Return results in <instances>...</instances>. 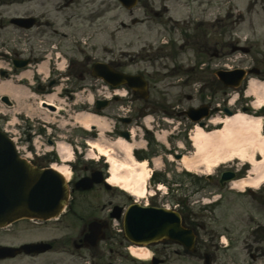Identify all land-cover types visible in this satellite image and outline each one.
I'll return each mask as SVG.
<instances>
[{
    "label": "flooded vegetation",
    "instance_id": "obj_1",
    "mask_svg": "<svg viewBox=\"0 0 264 264\" xmlns=\"http://www.w3.org/2000/svg\"><path fill=\"white\" fill-rule=\"evenodd\" d=\"M173 1L181 12H186L185 18L175 19L166 5L167 0L159 3L145 0L141 8L127 11L131 16L130 25L123 27L122 24L125 30L140 27L145 29L143 32L154 33L160 43L159 48L145 45L142 49L148 56L158 57L161 68L170 75L186 71L188 65L183 57H196L199 52L209 54L212 51L209 36L212 23L208 19L212 4L208 0H200L203 9L198 13L192 7L198 0ZM112 8L110 0H0V82L12 79L13 83L18 82L39 92L40 98H58L62 94L65 101L70 102L69 109L60 116L50 121L35 120L37 116H34L33 125L28 126L25 122L19 129L23 134L33 132V137L29 135V139H33V164L45 168L52 163L67 162L74 174L71 178L73 185L97 172L103 173L100 177L107 176L101 164H83L88 154L87 138L93 137L85 133L72 112L76 114L82 109L80 102L85 98V92L99 91L103 87L102 80L95 78L93 71L95 65L101 62V21ZM18 19H25V22ZM137 38L140 40L142 37L138 35ZM193 67L190 71L195 72L196 64ZM26 73H30V76H26ZM165 79L167 77L164 76L161 80L164 87L168 85L164 84ZM188 99L192 100L191 97ZM147 104L145 112L157 104L161 107L162 99ZM164 112L168 111L164 109ZM0 126L8 127L5 118L0 119ZM45 129L50 130V136ZM8 130L23 137L20 130L10 127ZM60 139L72 146L74 161H68L56 153ZM101 187L98 185L90 192L73 193L69 209L52 224L23 221L0 228V249L19 250L0 253V264H106L105 259L109 260L107 264H115L112 260L124 256L126 252L117 248L118 238L111 230L115 206L110 202L109 206L101 208L91 196ZM253 209L264 210V201L257 202ZM253 221L250 217L247 222ZM92 222L104 229L103 242L97 246L85 241ZM68 224H74V232L57 236L61 228L69 229ZM251 239L249 250L257 252L252 258H264V227L259 225V231L253 233ZM37 243L45 246L43 251L28 252L23 249Z\"/></svg>",
    "mask_w": 264,
    "mask_h": 264
},
{
    "label": "rangeland",
    "instance_id": "obj_2",
    "mask_svg": "<svg viewBox=\"0 0 264 264\" xmlns=\"http://www.w3.org/2000/svg\"><path fill=\"white\" fill-rule=\"evenodd\" d=\"M158 2V0H156ZM256 0H212L213 2V13H214V18L218 15L220 16H224V15H229V19L221 25H218L217 27H215L212 31V38L213 41L215 40H221V42H223V46H225L224 49V54H227L228 56L226 57H221V58H217L214 59L212 61V65L213 68H215L217 65H221V64H226L231 68H236L238 67V65H240V61H243V59H247L248 57H245L243 54H240L238 52L236 53H232V48L234 46H237L238 44V38L239 35L241 33V27L244 26L243 23H241L240 17H238V12L239 10L241 11H245L248 14V19L250 18H254L255 19V25L258 27L259 31H264V0H257L256 5H254ZM174 5L175 2H172ZM28 4V3H27ZM253 4V5H252ZM195 6H198V4H196ZM176 7V6H175ZM21 12H25V11H21ZM252 13V15H250ZM122 17H119V19H121ZM241 23V24H240ZM248 29L249 26H247ZM243 31V30H242ZM244 31H248L247 35H250L251 32L249 30H244ZM123 37H119L117 40L115 41H110L109 38H105L108 37V32L103 31L102 36H101V43H102V47H108L110 48V46L113 43V47L114 49L111 47L112 51H102L101 53V57L102 59H110L113 55H117L118 57H113L115 59H119V61L121 62V66L123 68H125V66H129L127 69L129 71L134 72V70L140 69V68H144L149 67L148 71L152 74H155V78H154V84H156L155 89L153 91L154 94V98H162L165 100V102L170 101V103H173L174 105H178L180 107H187L188 105H193V106H198L200 103H202V99L205 95L208 96H212V99L214 102H221L222 97L224 96L222 93H218L216 91V87L217 85L220 86V82L218 79H216L215 77L213 78V81L215 83L214 86V91L211 89L207 90L208 86L206 87V90H204L203 92H205L203 95H201L202 97H197L195 100H187V95L188 94H193L194 91V86L196 85V90L199 91L201 90L202 87V83L198 82L195 84L188 85V87L186 88H182V87H177L174 89H167L166 91H164V88H162L161 84L162 82H160V79L162 77H157V75H161L160 73H164L165 71L161 70L159 68V64L158 62L156 63V65L154 66V64H152V62H146L143 63L144 60H142L141 62L139 61V59H136L134 61H130V58L128 57H122L121 56V50L122 47L124 46L123 41L125 40H130V37L127 36V33H122ZM112 42V43H111ZM229 42V44H228ZM143 44V43H142ZM141 43L139 44H135L134 48L129 49L130 52H137L140 50V47L142 46ZM230 45L229 48L226 49V45ZM256 54V56H254V58L259 62L257 63L262 69L264 70V45L262 47V43L259 41L257 48L253 51L252 55ZM202 56V55H201ZM253 58V59H254ZM149 59V58H148ZM147 59V60H148ZM198 61L200 62L201 57H198ZM154 60V59H153ZM126 69V70H127ZM185 78V75L181 76V79ZM177 80H180V78H178ZM166 83V81H165ZM0 86H2V84H0ZM195 90V92H196ZM199 93V92H198ZM238 94L237 91H233V90H229V98L230 100L233 97H236ZM109 93L107 91H105L104 89L102 90V97L108 96ZM193 98V97H191ZM132 98H127V100H131ZM201 99V100H200ZM40 98H36L35 101H33V99H28L26 101H24L25 103L23 104V106L21 107L20 110H25L28 111L29 109L33 110H39L38 106H37V102L39 101ZM240 102H237L235 104L236 109L235 110H240L241 107L239 105ZM118 110L120 109L119 105L117 104ZM124 110L123 112H120L121 115H125L127 114V111L133 110L136 111V113L138 112L139 109L143 108V103L138 100L137 98H133V101L131 103L128 104V106H123ZM0 110H6V112H8L11 117L10 120L11 121H16L17 120V113H18V107L10 109L7 107H3L0 106ZM29 110V112L31 111ZM112 112L113 110L119 112L117 110V108H111L110 109ZM109 112V111H108ZM32 113V111H31ZM73 114V112H72ZM158 120V118H157ZM100 121H102V123L104 124L103 119H100ZM110 122H108V130H111L113 128L112 124H109ZM171 130V129H170ZM194 130V128H193ZM192 130L191 134L194 132ZM175 132V131H174ZM137 134H140V132L138 130H136ZM167 132L162 131L161 135L166 134ZM177 133V132H176ZM111 134L108 133H101V139L104 142H115L114 139H111V137L109 136ZM167 135V134H166ZM169 135V134H168ZM184 135V134H183ZM170 138V135L169 137ZM137 140L140 141V138H137ZM138 141V142H139ZM170 143L173 144V146L176 147V145H185L188 148V153L190 154L189 156H193L194 155V148L192 145V141L190 140V136H182L180 138L177 139V141L173 142L171 139H169ZM176 151H181L180 149L176 148ZM170 152H167L166 154L169 155ZM171 154V153H170ZM160 157L163 156L165 159L164 165L159 164V171L160 172H164V175L166 177V179L171 182V177L175 176V175H179V184L181 185L179 187V185H173L172 187H169V185L166 184V189L168 190V194L165 195L163 193H158L157 192V188L154 186V184H152L150 186L149 191H155L157 192V194L151 198L150 196L143 199H133L134 200H138L140 205H144L146 204V202L148 201L149 204H151L152 206L155 207H168L170 206L171 208H175L177 205V201L176 200H184L186 201V204H189V206L191 207L192 212L202 221L205 222L206 224V229L204 231V235L205 238L207 240H209L211 237H214V235H218V236H226L228 237V239H232L234 240V242L232 243L234 246L232 247V249H230V251H225L223 253L220 252L219 258H218V264H256V262L251 261V259L248 257V254L246 252V250H244V248H246L244 245V239L246 236V233H243L245 231V228L241 229V225H240V221H239V217L237 218V222L233 221V223H230L224 216V212L226 211V214L232 215V214H241V220H243V217H247L246 215L250 214V209L252 210L253 207L257 206V202L255 199L250 198V197H240V192H236V191H232L230 190L229 186H227L225 189H222L220 187V174L221 172L226 169V167L229 168H237V169H241V171L243 172V174L249 175L251 178H253L254 176H251L250 173L248 174V171L251 170V167L249 164H247L246 166H244L242 164V162L239 161H234V162H230L227 164L222 165L219 169H215L212 171V176L207 177V175H205L207 173L205 168H201L199 169V171L197 172V176H191V175H186L188 174V172L184 169V166L181 163H172L170 160H168L165 155L163 153L159 154ZM188 155V154H185ZM158 158V157H156ZM259 160H262V157L258 156ZM137 161V160H136ZM233 166V167H232ZM244 166V167H242ZM250 169V170H249ZM170 176V177H169ZM203 177V182L201 185L198 184V180L200 177ZM245 178H247L246 176H244ZM207 178H210V180H206ZM243 178V177H242ZM202 180V179H201ZM171 188V189H170ZM165 189V188H163ZM113 192H107L104 188L101 189L100 191H96L94 193L91 194L92 197H94L99 205L101 206V208H104V206H109L110 202H112V205L117 204L119 206H124V207H128L132 201L129 200L128 195L123 192L122 190H120L119 188H113ZM166 191V190H165ZM164 191V192H165ZM199 194V195H197ZM190 196L192 197V199H190ZM262 199L264 198L263 195H261ZM255 197V196H254ZM257 198L260 197L259 195L256 196ZM220 200V206H217V213L218 216L220 217V220L218 223H215L214 219L213 220H209L210 217L213 218V216L210 213V210L207 209H202L203 208V203L202 200L204 201H214V200ZM264 201V199L262 200ZM136 202V201H134ZM250 208V209H249ZM231 210V212L229 211ZM254 211H259L257 209H254ZM262 213V217H260L259 219L262 220L264 223V210ZM259 211V212H261ZM254 215H257L256 212L253 213ZM228 216V217H229ZM54 222H51L50 224H52ZM243 227L245 226V224H243ZM69 229H65V228H61L60 231H57V236H63L64 234H69L71 235L74 230L72 227H74V224H68ZM254 227V225H251V227ZM247 229V227H246ZM56 231V230H55ZM243 231V232H242ZM248 232V231H247ZM123 245L118 244V246L120 248H125L126 243H122ZM117 246V247H118ZM244 247V248H243ZM122 251H124L123 249H121ZM157 255L165 258L166 259V264H202V262L199 259L193 258L189 255H186L184 253V251L176 245L170 244V245H160L159 247L157 246ZM152 253V252H151ZM153 254V253H152ZM122 256L118 257L116 262L117 264H123V262L125 261L124 258H121ZM131 259V257H130ZM134 262L138 261L135 259H132ZM115 261V260H113ZM105 262L108 263V260H106ZM124 264H137V263H131V262H127L125 261ZM258 264H264V260L258 262Z\"/></svg>",
    "mask_w": 264,
    "mask_h": 264
},
{
    "label": "bare ground",
    "instance_id": "obj_3",
    "mask_svg": "<svg viewBox=\"0 0 264 264\" xmlns=\"http://www.w3.org/2000/svg\"><path fill=\"white\" fill-rule=\"evenodd\" d=\"M25 75H29V73ZM249 94L255 96L256 102L254 106L257 110L264 107V83L253 80ZM0 95L11 96L18 103V110L21 109L25 103L24 101L37 98L35 95L31 96L27 89L14 86L10 82L3 83L0 86ZM31 111H34L33 115H36L35 110ZM77 120L82 123L85 129H90L96 124L100 126L102 134L108 132L107 121H104L103 124L99 119L86 114H80ZM212 123L216 126L223 125V127L212 132H207L197 127L192 135L196 152L193 156H185L183 158L181 163L184 168L193 172L205 168L206 174L209 175L212 174L214 169L219 168L223 164L240 161L243 165H251L250 175L255 178L236 181L233 183V188L243 191L249 184L253 187L261 185L264 182L263 118L237 113L234 117L214 119ZM159 138L162 141H166V135L159 136ZM142 145L138 142L129 144L123 138L111 143L100 142L93 144L100 155L107 156L109 159V184L113 187H119L129 195L138 198H145L148 195V180L152 174L147 162L140 163L134 159L133 152L135 148ZM61 149L64 155H68L67 145H61ZM258 156H261L262 160H259ZM159 162H161L160 159L156 160L157 166ZM55 168L67 179L70 178V171L67 168ZM132 254L144 261H149V258L153 255L148 249L135 248H132Z\"/></svg>",
    "mask_w": 264,
    "mask_h": 264
},
{
    "label": "water",
    "instance_id": "obj_4",
    "mask_svg": "<svg viewBox=\"0 0 264 264\" xmlns=\"http://www.w3.org/2000/svg\"><path fill=\"white\" fill-rule=\"evenodd\" d=\"M68 198L69 187L61 174L37 169L19 158L10 140L0 133V226L24 218L57 217ZM180 223V217L171 212L136 206L128 215L126 231L136 242L170 238L191 249L194 236Z\"/></svg>",
    "mask_w": 264,
    "mask_h": 264
}]
</instances>
